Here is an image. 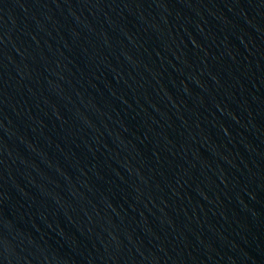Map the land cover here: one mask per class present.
<instances>
[{"label":"water","instance_id":"95a60500","mask_svg":"<svg viewBox=\"0 0 264 264\" xmlns=\"http://www.w3.org/2000/svg\"><path fill=\"white\" fill-rule=\"evenodd\" d=\"M0 264H264V0H0Z\"/></svg>","mask_w":264,"mask_h":264}]
</instances>
